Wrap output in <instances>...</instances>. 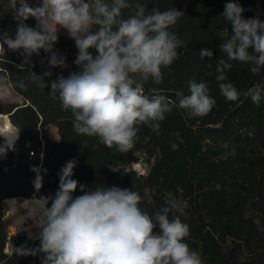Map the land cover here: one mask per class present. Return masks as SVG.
<instances>
[{
    "label": "trees",
    "instance_id": "1",
    "mask_svg": "<svg viewBox=\"0 0 264 264\" xmlns=\"http://www.w3.org/2000/svg\"><path fill=\"white\" fill-rule=\"evenodd\" d=\"M130 2L143 3L148 10L159 7L162 11L170 8L180 11L182 15L170 31L187 43L186 49H178V58L162 70L160 84L151 80L143 84L145 93L163 94L178 104L180 96L190 94L187 81L194 79L207 84L216 106L206 116L193 118L187 116L186 110L173 107L160 122L159 133L140 125L134 148L120 153L115 147L99 143L96 137L77 134L73 130L72 113L63 110L59 98L52 99L49 95L52 81L80 70L75 64L78 55L75 42L58 35L53 45L66 53V67H51L46 61L40 69L33 62H24L19 52H2L0 80L9 86L23 81L26 88H15L12 92L21 103L0 104V113L20 128L14 150L0 157V264H42L43 253L14 254L13 248H38L40 240H30L23 232L9 236L1 204L8 198L54 197L59 188L60 170L70 160L77 161L72 178L88 190L100 185L133 190L140 194V207L149 214L163 207L166 197H179L177 188H182L188 207L180 218L190 228L185 242L200 254L203 264H241L242 260L264 264V100L259 106L243 96L239 101L229 102L220 94L215 79L217 60L226 58L219 46L231 35V25L220 15L225 4L237 2L245 9L243 18L259 17L264 22V0ZM131 14V9L122 10L124 18ZM202 49H211L212 59L201 60ZM89 52L94 57L98 54L95 49ZM230 63L232 68L226 70L225 82L242 91L255 85L264 88V68L254 74L252 64ZM208 64L213 65L212 69ZM209 71L211 76L206 75ZM30 72L43 78L44 88L31 82ZM46 72L51 75H44ZM50 128H56L57 141L49 139ZM173 142L178 145L175 151L171 148ZM3 144L4 138L0 136V146ZM139 152L148 161L153 159L146 175L134 170L122 174L110 170L115 165L136 162ZM34 167H40L43 177L39 191L33 183L37 175L32 170ZM216 183L222 186L220 190L215 189ZM83 194L78 187L73 197ZM51 203L49 200L47 207ZM176 214L170 213V218Z\"/></svg>",
    "mask_w": 264,
    "mask_h": 264
},
{
    "label": "clouds",
    "instance_id": "2",
    "mask_svg": "<svg viewBox=\"0 0 264 264\" xmlns=\"http://www.w3.org/2000/svg\"><path fill=\"white\" fill-rule=\"evenodd\" d=\"M125 9L132 10L127 18L122 15ZM244 11L239 3L228 2L220 14L231 25V35L219 46L226 58L217 60L215 79L227 101L236 102L243 96L259 106L264 100L260 85L242 91L225 82L226 70L232 68L230 61L254 65V74L264 68V22L259 17L243 18ZM181 15L175 8L148 10L147 5L130 0H42L35 8L20 0L15 38L0 35V47L22 49L27 57L41 49L52 52L59 29H65L78 49L75 64L80 70L52 81L50 97L59 98L63 110L72 113L77 134L96 137L106 147L128 153L135 146L139 126L147 125L159 133L160 122L173 107L186 110L193 118L206 116L216 106L207 84L194 79L187 81L190 94L180 96L178 104L163 94H146L143 89L149 80L160 84L162 70L178 58V49L187 48V43L170 31ZM29 16L36 18V29L24 23ZM89 49L98 54L94 57ZM199 57L212 59L213 51L202 49ZM48 63L62 67L65 57L52 52ZM207 67L212 69L213 65ZM29 74L32 83L45 87L41 76ZM15 88L25 89L26 85L17 81L0 87V103ZM19 132L16 126L7 133L0 132L4 137L0 157L14 150ZM176 136L180 139V133ZM171 148L175 151L178 145L173 142ZM76 163L70 160L60 170L54 197L37 201L41 212L39 247L13 248L14 254L43 253L42 264H203L200 254L185 242L190 228L180 218L188 207L182 188H177L179 197H166L164 206L149 214L140 207L142 197L133 190L102 185L88 190L72 178ZM32 170L37 173L33 183L39 191L43 186L40 167ZM78 187L84 194L74 198ZM221 187L215 184L216 190ZM49 200L51 207H47ZM170 213L178 214L170 218Z\"/></svg>",
    "mask_w": 264,
    "mask_h": 264
},
{
    "label": "rangeland",
    "instance_id": "3",
    "mask_svg": "<svg viewBox=\"0 0 264 264\" xmlns=\"http://www.w3.org/2000/svg\"><path fill=\"white\" fill-rule=\"evenodd\" d=\"M26 2L28 3V5L30 7L33 8L36 0H26ZM19 5H20V0H19V3H18V0H13V1L12 0H0V26H1V28L5 25H8V24H10L12 26L13 32L11 34H9V36L11 38H15L16 29H17L18 23H19L18 20L16 19L17 8H19ZM24 23L29 27H32L34 29L36 28L34 23H33V25H30L27 20H25ZM1 31H2V29H1ZM1 31H0V33H1ZM6 50H7V46L5 45L3 47V52H7ZM43 51L44 50L41 49L39 51V54L33 53L31 55V57L25 56L23 54L22 49L17 50L15 52H19L21 54L24 62H33V63L37 64L38 67H41L39 65V63L42 65L43 59H45V56H46L43 54L44 53ZM48 56H49V54H48ZM61 56L65 57V64H67L66 66H68L66 53L61 54ZM46 61H49V57L47 58ZM44 65H45V63H44ZM66 66L64 65V67H66ZM4 85H5V80H0V86H4ZM7 103H21V100L18 96H16L15 94L12 93L7 100H5L3 103H0V104H7ZM48 137L51 140H58L59 139L56 128H50L49 129ZM230 145H234V142H231ZM137 158L138 159L136 162H133V163H131L129 165H125V166L115 165V166L110 167V170L112 172H116L118 174H122L123 172H126L128 170H134L140 175H146L149 171L150 165L153 163V159L151 158L150 161H148L145 154L142 152H139L137 154ZM134 163L139 164V167L134 168L133 167ZM113 168H115L117 171H113L112 170ZM1 208H2V204H1ZM1 214H2V212H1ZM2 218L7 223L8 235L10 236L11 235V232L9 230L10 220H9V218L5 217L3 214H2ZM12 235H23V234H12ZM241 264H248V263L245 260H242Z\"/></svg>",
    "mask_w": 264,
    "mask_h": 264
},
{
    "label": "bare ground",
    "instance_id": "4",
    "mask_svg": "<svg viewBox=\"0 0 264 264\" xmlns=\"http://www.w3.org/2000/svg\"><path fill=\"white\" fill-rule=\"evenodd\" d=\"M0 121L3 122L0 124V132L7 133L13 127L5 114L0 113ZM133 167L138 168L139 164L134 163ZM37 201L39 199L35 195L29 198H8L3 201L4 205L1 212L10 220V229L13 232L10 231L11 234L23 232L30 240H40L39 220L41 212L37 206Z\"/></svg>",
    "mask_w": 264,
    "mask_h": 264
},
{
    "label": "crops",
    "instance_id": "5",
    "mask_svg": "<svg viewBox=\"0 0 264 264\" xmlns=\"http://www.w3.org/2000/svg\"><path fill=\"white\" fill-rule=\"evenodd\" d=\"M41 3H42V0H36V2L34 3V7L33 8L39 7L41 5ZM27 21L29 22L30 25H33V23H34L36 28H37L38 22H37L36 18L29 16ZM1 29H2V31H1L0 35H3L4 33H7L9 35V34H11L13 32V28H12V26L10 24L3 26ZM58 35L66 37L69 40H71L72 42H75L74 39L70 38L68 32L65 29H62V28L59 29ZM6 51L7 52H15V51L9 50V49H7ZM2 52H3V47H2ZM43 52H44L43 54L46 55V56H45V59H43V64L41 65L39 63V65L41 66V67H39L40 69L45 67L44 63H45V61L47 60L48 57H49V59L51 58L52 52H55L57 55H60V56H61V54H63L58 49H56L54 47L52 49V52H45V51H43ZM48 54H49V56H48ZM64 65L66 66L67 64H64ZM0 87H3V86H0ZM53 141H57V140H53Z\"/></svg>",
    "mask_w": 264,
    "mask_h": 264
},
{
    "label": "built area",
    "instance_id": "6",
    "mask_svg": "<svg viewBox=\"0 0 264 264\" xmlns=\"http://www.w3.org/2000/svg\"><path fill=\"white\" fill-rule=\"evenodd\" d=\"M13 1V0H12ZM18 3H19V0H18ZM0 31H1V27H0ZM2 53V47H0V54ZM33 158V154L30 153L29 154V159L31 160Z\"/></svg>",
    "mask_w": 264,
    "mask_h": 264
},
{
    "label": "water",
    "instance_id": "7",
    "mask_svg": "<svg viewBox=\"0 0 264 264\" xmlns=\"http://www.w3.org/2000/svg\"><path fill=\"white\" fill-rule=\"evenodd\" d=\"M3 205H4V203L2 202V208H3ZM12 235V234H11Z\"/></svg>",
    "mask_w": 264,
    "mask_h": 264
}]
</instances>
